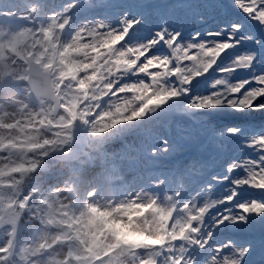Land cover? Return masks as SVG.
<instances>
[{"label": "snow or ice", "instance_id": "6c2138e0", "mask_svg": "<svg viewBox=\"0 0 264 264\" xmlns=\"http://www.w3.org/2000/svg\"><path fill=\"white\" fill-rule=\"evenodd\" d=\"M0 264H264V0H0Z\"/></svg>", "mask_w": 264, "mask_h": 264}, {"label": "rangeland", "instance_id": "374dc122", "mask_svg": "<svg viewBox=\"0 0 264 264\" xmlns=\"http://www.w3.org/2000/svg\"><path fill=\"white\" fill-rule=\"evenodd\" d=\"M187 2L189 3H192L194 4L195 0H187ZM245 74L241 73V74H237L235 76H231L229 77V81L232 82V81H235L237 79H240V78H243ZM249 118V117H248ZM170 119V115L169 114H165L163 116H160L158 119H157V124L161 127V129H163V127H165V122H168ZM223 120L225 118H220V117H216L214 119V121H217V120ZM226 124L228 123L227 121H224L222 123L223 124ZM179 125V126H182V127H187V128H191L193 127V123H192V120L189 119V118H186V117H181V116H176L174 118H172V127H173V132H175V129H176V126ZM126 140L128 141L129 144H131L133 141H132V137H128L126 138ZM118 142H122V141H117L116 143L112 144L110 146V148L112 149H121L123 151V148H120L116 145L115 147V144H117ZM236 148H237V142L236 141H230L229 142V151H228V154L229 155H232L233 153H235L236 151ZM130 154V153H129ZM171 160H176L177 161V158H170V159H166V160H161L159 161L158 163L156 164H146V162L144 161H140L139 163L142 165V166H148V167H156V168H159V169H163V170H167L169 169L170 167H172V163ZM177 163V162H176ZM168 164H170L171 166H169ZM238 236H242V234H238Z\"/></svg>", "mask_w": 264, "mask_h": 264}, {"label": "bare ground", "instance_id": "6f19581e", "mask_svg": "<svg viewBox=\"0 0 264 264\" xmlns=\"http://www.w3.org/2000/svg\"><path fill=\"white\" fill-rule=\"evenodd\" d=\"M200 2V0H195V2H194V4H196V3H199ZM224 121H227L228 123H226V124H232V123H239V122H242L240 119H238V118H226V119H221V120H217V121H214L215 122V126L217 127V128H221L223 125H225V123L222 125V123L224 122ZM244 123H245V125H246V127H259L260 126V117L259 116H255V117H249V118H247V120L246 121H243ZM168 124V122H165V125H167ZM124 142H118L117 144H115V147H116V145L120 148V146H121V148H122V144H123ZM111 146V145H110ZM110 146H109V148H110ZM110 149H112V148H110ZM227 155H229L228 153H227ZM171 162H173L172 163V166L176 163V162H178V161H176V160H171ZM169 166H171L170 164H168Z\"/></svg>", "mask_w": 264, "mask_h": 264}]
</instances>
